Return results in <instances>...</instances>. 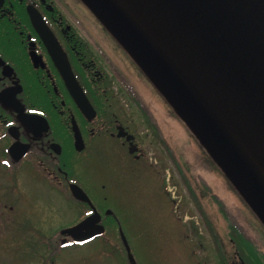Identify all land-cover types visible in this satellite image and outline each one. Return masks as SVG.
<instances>
[{
	"label": "flooded vegetation",
	"instance_id": "af4514ba",
	"mask_svg": "<svg viewBox=\"0 0 264 264\" xmlns=\"http://www.w3.org/2000/svg\"><path fill=\"white\" fill-rule=\"evenodd\" d=\"M84 14L98 23L86 27ZM99 23L81 0H0V264H68V252L81 251L67 247L78 242L64 231L93 211L84 203L91 211L83 215L74 185L97 206L90 187L134 191L133 180L152 192L148 177L164 184L163 169H179L169 131L175 112ZM45 30L57 41L46 40ZM201 163L207 173L205 156ZM184 188L185 199L165 187L174 207H191V221L181 233L180 216L171 219L164 246L181 247L188 264H250L241 233L264 254V225L235 187ZM70 202L76 218L69 224ZM212 204L226 234L210 217ZM90 250L102 262L128 260L116 250Z\"/></svg>",
	"mask_w": 264,
	"mask_h": 264
},
{
	"label": "water",
	"instance_id": "95a60500",
	"mask_svg": "<svg viewBox=\"0 0 264 264\" xmlns=\"http://www.w3.org/2000/svg\"><path fill=\"white\" fill-rule=\"evenodd\" d=\"M81 1L264 224V0ZM43 37L57 41L50 30ZM71 189L94 214L64 234L79 242L103 234L88 195ZM120 235L138 264L122 228Z\"/></svg>",
	"mask_w": 264,
	"mask_h": 264
},
{
	"label": "rangeland",
	"instance_id": "374dc122",
	"mask_svg": "<svg viewBox=\"0 0 264 264\" xmlns=\"http://www.w3.org/2000/svg\"><path fill=\"white\" fill-rule=\"evenodd\" d=\"M83 23L86 27L90 25L93 27L98 22L93 20L91 16L84 14ZM168 110L169 108L166 106L167 116L169 115ZM165 122L167 126L168 123L167 121ZM169 127V131L174 134L172 145L178 155L181 156L180 169L184 175L183 179L178 171L174 170L170 165L165 168L161 167L164 168L161 176L164 179H167L166 177L168 176L169 181L166 182H169L170 190H173L172 194L176 193V195L185 199L184 187H195L196 189L198 187H231L219 171L214 169L215 167L207 166V173H204L201 163V159L205 156L204 150L191 134L186 124L176 120L174 124H169ZM144 184L146 187H153L152 192H147L133 180L128 187L132 186L135 189L134 191L128 190L125 184H123V187H114L113 189L111 187H90V189H93V198H95L100 210L107 209V211H113L118 215L122 230L130 243L138 264H188L182 254L181 247L164 246L160 236H163L162 234L166 232L168 226H172L171 219L176 218L178 215L181 218V223L178 222L180 224V232H187L185 221L191 217L188 209H191V207L183 208L182 204H180L179 207L175 206V208L170 203L169 197L165 192V183L163 184L161 181L158 182L154 178L148 177V181L146 180ZM174 186H177L178 189L176 190ZM233 198L237 200V197ZM51 199L55 202V195H52ZM211 202L209 200L208 204L210 205ZM55 203L58 206L59 201L57 200ZM209 205L207 208L217 230L226 234V223L219 215L218 207H213V204L212 206ZM219 205L221 204L219 203ZM69 206L74 207L72 203H68ZM70 209L72 208H68L65 216L66 222L69 224L76 218V212L70 211ZM189 221L191 220H187V222ZM150 225L152 226L151 230L154 232L146 239L144 232L146 229L149 230ZM260 242L262 245L264 244L262 238ZM38 247H42V244L39 243ZM80 248L81 251L68 252V264H109L110 262L112 264H127V260L122 257L113 258L110 262H102V257L95 256L94 251H88V249L104 248L98 237H95V240L93 239L86 246ZM106 248L116 250V252L120 253L119 255L126 256L124 244L121 243L118 237H111L107 241ZM164 248L170 249L168 252H171V254L161 252Z\"/></svg>",
	"mask_w": 264,
	"mask_h": 264
},
{
	"label": "trees",
	"instance_id": "16d2710c",
	"mask_svg": "<svg viewBox=\"0 0 264 264\" xmlns=\"http://www.w3.org/2000/svg\"><path fill=\"white\" fill-rule=\"evenodd\" d=\"M74 201H75V199H74ZM78 204L82 205V208H84L83 215L87 214L86 210H88V212L90 211V208L86 204L81 203V202H78ZM98 210L103 214V224H104V226L106 228L105 234L100 237V240L102 242V247H104L103 249H108V248H106V245H107V241L111 237H118L119 240L122 243V240H121V237H120V234H119V222H120V219H119L118 215H117V219H116L115 217H112V216H105L106 209L100 210L99 207H98ZM235 231H236V229L233 230V233ZM238 240H239L241 248L243 249V254L245 255V258L248 260V262L250 264H264V254L263 253H258L256 251V249H255V246L253 247L252 242L246 236H244L241 233H239ZM73 246L84 247V246H86V244H83V245L74 244ZM127 264H128V260H127Z\"/></svg>",
	"mask_w": 264,
	"mask_h": 264
},
{
	"label": "snow or ice",
	"instance_id": "6c2138e0",
	"mask_svg": "<svg viewBox=\"0 0 264 264\" xmlns=\"http://www.w3.org/2000/svg\"><path fill=\"white\" fill-rule=\"evenodd\" d=\"M30 111H33V112H35V110L34 109H31ZM5 163L7 164L8 162L7 161H5ZM91 215V213H89V216ZM82 227H87V222H85L83 225H82Z\"/></svg>",
	"mask_w": 264,
	"mask_h": 264
}]
</instances>
